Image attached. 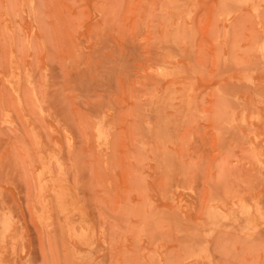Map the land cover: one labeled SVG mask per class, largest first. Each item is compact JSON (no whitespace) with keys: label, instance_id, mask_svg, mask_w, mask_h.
<instances>
[{"label":"rangeland","instance_id":"374dc122","mask_svg":"<svg viewBox=\"0 0 264 264\" xmlns=\"http://www.w3.org/2000/svg\"><path fill=\"white\" fill-rule=\"evenodd\" d=\"M0 264H264V0H0Z\"/></svg>","mask_w":264,"mask_h":264}]
</instances>
